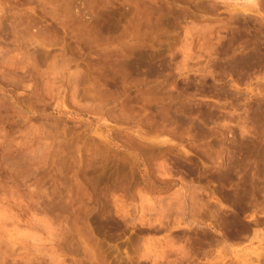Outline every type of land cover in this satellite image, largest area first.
<instances>
[{
    "label": "rangeland",
    "instance_id": "374dc122",
    "mask_svg": "<svg viewBox=\"0 0 264 264\" xmlns=\"http://www.w3.org/2000/svg\"><path fill=\"white\" fill-rule=\"evenodd\" d=\"M0 264H264V0H0Z\"/></svg>",
    "mask_w": 264,
    "mask_h": 264
}]
</instances>
